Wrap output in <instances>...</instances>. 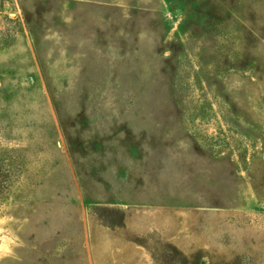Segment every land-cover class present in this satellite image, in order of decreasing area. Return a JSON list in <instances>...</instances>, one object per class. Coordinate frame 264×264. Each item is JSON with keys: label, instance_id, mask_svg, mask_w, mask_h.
<instances>
[{"label": "rangeland", "instance_id": "rangeland-1", "mask_svg": "<svg viewBox=\"0 0 264 264\" xmlns=\"http://www.w3.org/2000/svg\"><path fill=\"white\" fill-rule=\"evenodd\" d=\"M0 264H264V0H0Z\"/></svg>", "mask_w": 264, "mask_h": 264}, {"label": "trees", "instance_id": "trees-1", "mask_svg": "<svg viewBox=\"0 0 264 264\" xmlns=\"http://www.w3.org/2000/svg\"><path fill=\"white\" fill-rule=\"evenodd\" d=\"M158 252H162V256L166 257L167 262L173 261L174 258L176 259L179 256L178 251L170 245H166V247L162 248L161 251L158 250Z\"/></svg>", "mask_w": 264, "mask_h": 264}]
</instances>
